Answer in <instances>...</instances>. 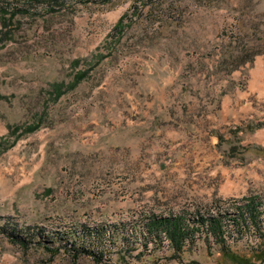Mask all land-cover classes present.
<instances>
[{"label":"rangeland","instance_id":"374dc122","mask_svg":"<svg viewBox=\"0 0 264 264\" xmlns=\"http://www.w3.org/2000/svg\"><path fill=\"white\" fill-rule=\"evenodd\" d=\"M0 7V264H264V0Z\"/></svg>","mask_w":264,"mask_h":264},{"label":"trees","instance_id":"16d2710c","mask_svg":"<svg viewBox=\"0 0 264 264\" xmlns=\"http://www.w3.org/2000/svg\"><path fill=\"white\" fill-rule=\"evenodd\" d=\"M0 13H4V9L2 7H0ZM123 20L124 18L121 17L118 23L116 24L115 29H119L123 27ZM1 40L2 38H0V45H1ZM250 50L251 49L244 47L240 50V52L237 55L230 56L229 65H232V67L228 70L229 73L232 70L238 68L242 64H245L247 62H252L256 55L263 53L261 51L250 53ZM84 77L85 74L83 72H79L75 80L70 84L69 88L76 87L84 79ZM56 88H57L56 95L57 96L61 95L63 93V91L61 90V85L57 84ZM14 129L18 130V127H10V132L11 130L13 132ZM34 129L35 126H31L28 128L29 131H33ZM246 199L248 201L244 205V208L241 209L240 218L236 220V225L238 227L241 226L250 227L251 224L257 226L258 220L260 218V212L258 210V205H257V198L254 197V198H246ZM206 223L208 226H210V228H212L214 234L220 235L223 233L222 222L220 217H212L205 220V218L200 216V218L195 222V225H199V229H200V226L201 227L205 226ZM163 231L169 235L172 242L180 250L185 240L188 239L190 235H192L194 232V230H191L189 220H187V218L184 216H177V215L175 216L171 215L167 217L154 216L152 219H150L148 223L149 235H155L156 237L160 238V234Z\"/></svg>","mask_w":264,"mask_h":264}]
</instances>
